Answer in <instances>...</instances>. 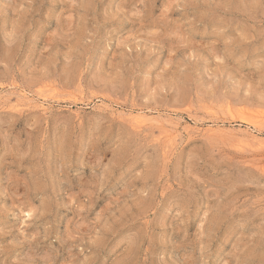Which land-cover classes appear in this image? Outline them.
<instances>
[{
	"label": "rangeland",
	"instance_id": "374dc122",
	"mask_svg": "<svg viewBox=\"0 0 264 264\" xmlns=\"http://www.w3.org/2000/svg\"><path fill=\"white\" fill-rule=\"evenodd\" d=\"M0 264H264V0H0Z\"/></svg>",
	"mask_w": 264,
	"mask_h": 264
}]
</instances>
